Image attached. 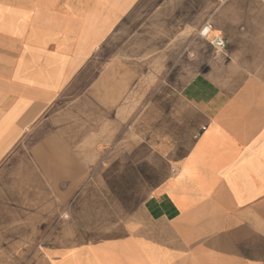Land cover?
I'll use <instances>...</instances> for the list:
<instances>
[{"label": "crops", "instance_id": "1", "mask_svg": "<svg viewBox=\"0 0 264 264\" xmlns=\"http://www.w3.org/2000/svg\"><path fill=\"white\" fill-rule=\"evenodd\" d=\"M0 264H264V0H0Z\"/></svg>", "mask_w": 264, "mask_h": 264}, {"label": "built area", "instance_id": "2", "mask_svg": "<svg viewBox=\"0 0 264 264\" xmlns=\"http://www.w3.org/2000/svg\"><path fill=\"white\" fill-rule=\"evenodd\" d=\"M209 28H210V26L204 28L203 31L206 33ZM224 44H225V40L222 37H220V36H217V38H215V40L213 42V45L216 46V47L217 46L218 47H223Z\"/></svg>", "mask_w": 264, "mask_h": 264}, {"label": "rangeland", "instance_id": "3", "mask_svg": "<svg viewBox=\"0 0 264 264\" xmlns=\"http://www.w3.org/2000/svg\"><path fill=\"white\" fill-rule=\"evenodd\" d=\"M74 92H75V91H73V92L69 93V96H71L72 94H74ZM76 92H77V90H76Z\"/></svg>", "mask_w": 264, "mask_h": 264}]
</instances>
